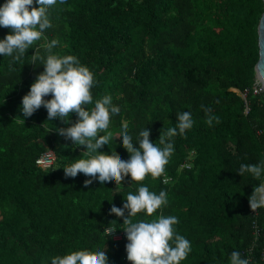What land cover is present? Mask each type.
Listing matches in <instances>:
<instances>
[{
    "label": "trees",
    "instance_id": "obj_1",
    "mask_svg": "<svg viewBox=\"0 0 264 264\" xmlns=\"http://www.w3.org/2000/svg\"><path fill=\"white\" fill-rule=\"evenodd\" d=\"M262 10V0H57L49 10L52 26L23 62L0 56V264H51L54 256L82 249L105 250L108 264H132L126 234L113 240L104 229L125 227L110 209L122 207L141 185L166 191L168 203L151 217L141 212L132 219L176 216V233L191 243L180 264H230L233 251L250 257L249 264H264V207L255 216L248 201L264 172L259 179L237 172L241 164L264 161V88L254 91ZM9 32L0 27V39ZM52 39L58 40L54 53L73 55L93 72L88 107L110 95L120 108L110 117L113 139L101 151L127 160L123 124L134 146L144 128L159 145L177 114L191 113L193 126L171 138L174 152L160 177L132 182L129 175L118 186L95 180L87 187L82 173L65 177L63 167L85 149L56 129L71 126L77 115L66 124L47 121L44 107L31 117L22 113V98L44 69L28 62L30 56ZM205 108L219 123L208 125ZM47 148L54 162L41 168L35 160ZM164 176L171 178L167 184ZM254 218L261 228L256 240Z\"/></svg>",
    "mask_w": 264,
    "mask_h": 264
},
{
    "label": "clouds",
    "instance_id": "obj_2",
    "mask_svg": "<svg viewBox=\"0 0 264 264\" xmlns=\"http://www.w3.org/2000/svg\"><path fill=\"white\" fill-rule=\"evenodd\" d=\"M59 3L63 4L65 0H59ZM56 4L57 0H5L0 5V27L8 28L10 32L0 39V56L11 57L12 62H23L27 50L33 48L52 26L49 10ZM57 45L58 40L52 39L34 47L35 52L28 62L33 65L43 64L44 69L38 73L30 90L23 96L22 113L23 117H31L44 107L47 110V121L59 118L66 124L70 123V114L77 115L71 126L56 129L59 135L70 140L73 145L83 146L85 149L82 151V158L63 167L65 177L75 178L82 173L88 177L84 180L85 187L95 180L101 185L114 180L118 186L129 175L132 182L143 181L149 174L153 178L160 177L174 152L171 138L184 135L193 126L191 113H178L175 127L160 134L159 145L163 147L150 141L151 130L148 128L139 132L135 140L139 146H134L133 137L125 123L119 137L129 153V159H122L116 151H101L113 139V133L108 131L110 117L118 114L120 108L112 103L110 95L95 100L94 106L89 108L93 104L91 89L96 84L93 72L73 55L60 56L54 53L53 49ZM41 48L45 51L44 55L41 54ZM49 95L51 98L45 99ZM205 112L209 126L213 119L219 123L218 118L208 115L211 109L205 108ZM237 172L241 176L250 173L259 179L264 172V161L259 164H241ZM168 182L167 178L163 180L165 184ZM248 201L252 212L264 207V183L254 187ZM167 203L166 191L161 190L157 194L141 185L135 194L127 193L122 207L112 205L110 214L124 218V231L128 241L125 246L127 259L132 264H180L191 252L190 241L176 233V216L161 213L151 220L132 219L141 212L151 217ZM51 264H108V256L105 250L93 252L82 249L54 256ZM230 264H249V260L242 258L238 251H233L230 254Z\"/></svg>",
    "mask_w": 264,
    "mask_h": 264
},
{
    "label": "built area",
    "instance_id": "obj_3",
    "mask_svg": "<svg viewBox=\"0 0 264 264\" xmlns=\"http://www.w3.org/2000/svg\"><path fill=\"white\" fill-rule=\"evenodd\" d=\"M262 89H263V87L256 80V85L254 86V91H260ZM240 94H241L242 98H244L245 93L244 92H240ZM54 158H55V155H54L53 150L47 148L43 152H41L39 154V156L36 158L35 162L41 168H47V167H50L53 164ZM183 166L184 167H189L190 164L189 163L181 164V167H183ZM165 178H167L168 180L171 179L169 176H164L162 180H164ZM252 213L255 216H257V210L255 212H252ZM251 228H252L253 240H256L259 237L260 233H261V228L257 224L256 218L253 219L252 224H251ZM104 233L106 235H108L113 240H118V239L122 238L126 234L125 231H124V228L117 229L114 226L105 227ZM260 258H261V261H264V248H262V250L260 252ZM246 259H248L249 261L251 260L250 257H247Z\"/></svg>",
    "mask_w": 264,
    "mask_h": 264
},
{
    "label": "water",
    "instance_id": "obj_4",
    "mask_svg": "<svg viewBox=\"0 0 264 264\" xmlns=\"http://www.w3.org/2000/svg\"><path fill=\"white\" fill-rule=\"evenodd\" d=\"M263 10L257 24L258 59L255 63V76L259 84L264 88V0Z\"/></svg>",
    "mask_w": 264,
    "mask_h": 264
},
{
    "label": "crops",
    "instance_id": "obj_5",
    "mask_svg": "<svg viewBox=\"0 0 264 264\" xmlns=\"http://www.w3.org/2000/svg\"><path fill=\"white\" fill-rule=\"evenodd\" d=\"M262 183H264V180H263V182Z\"/></svg>",
    "mask_w": 264,
    "mask_h": 264
}]
</instances>
